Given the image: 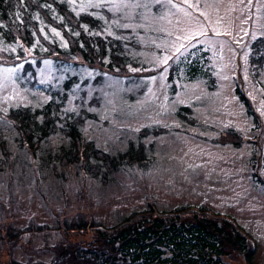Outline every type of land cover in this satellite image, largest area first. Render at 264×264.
<instances>
[{"label":"rangeland","instance_id":"1","mask_svg":"<svg viewBox=\"0 0 264 264\" xmlns=\"http://www.w3.org/2000/svg\"><path fill=\"white\" fill-rule=\"evenodd\" d=\"M81 1L78 12L105 8L112 15L105 32L120 29L140 48L129 49L137 64L126 75L105 72L97 84L90 70L68 68L78 81L62 108H85L86 140L109 153L141 145L147 161L120 168L104 183L72 167L60 181L40 174L39 162L11 145L23 161L0 175V223L45 228L78 212L111 226L149 203L155 211L204 208L234 220L256 244L250 264H264V0ZM24 64V57L0 62L1 111L39 107L60 87L63 73L50 59L26 75ZM49 229L12 247L0 242V264L53 260L65 237ZM67 238L95 242L89 234ZM226 251L223 264H246L239 251Z\"/></svg>","mask_w":264,"mask_h":264},{"label":"trees","instance_id":"2","mask_svg":"<svg viewBox=\"0 0 264 264\" xmlns=\"http://www.w3.org/2000/svg\"><path fill=\"white\" fill-rule=\"evenodd\" d=\"M80 2L0 0V62L16 63L24 57L22 73L26 75L47 58L63 73L52 100L36 108L15 106L7 112L0 110V175L7 167L12 168L13 174L15 164L23 161L12 154L11 145L37 160L40 174L46 171L60 181L65 179V169L72 167L77 174L104 183L120 168L147 161L141 145L131 144L122 152L109 153L86 140L81 133L89 115L85 108L68 114L62 108L78 81L77 73H69L68 68L90 70L95 74L91 82L97 84L105 72L126 75L128 67L137 64L129 49L140 48L120 29H115L114 34L105 32L112 19L108 10L78 12L75 3ZM52 30L60 34L63 42ZM28 51L30 55L26 57ZM77 57L80 63L75 60ZM86 79L80 83H86ZM235 91L251 114L246 96ZM183 109L179 114H183ZM53 137L59 141L50 146ZM256 178L260 180L258 172ZM185 208L155 211L149 203L146 210L134 211L111 226L86 220L78 212L71 217L62 215L57 225L45 228L33 222L24 228L0 223V242L12 247L23 236L49 228L59 230L65 237L54 252L55 258L48 263L9 260L6 264H223L221 257L226 249L239 251L251 263L256 247L235 225L201 209L185 212ZM72 234H89L95 242H70L67 237Z\"/></svg>","mask_w":264,"mask_h":264},{"label":"snow or ice","instance_id":"3","mask_svg":"<svg viewBox=\"0 0 264 264\" xmlns=\"http://www.w3.org/2000/svg\"><path fill=\"white\" fill-rule=\"evenodd\" d=\"M19 18V17H18ZM57 35H59V33H57Z\"/></svg>","mask_w":264,"mask_h":264}]
</instances>
